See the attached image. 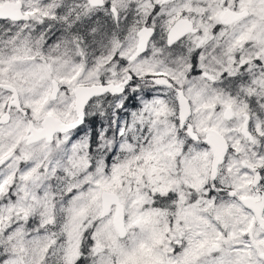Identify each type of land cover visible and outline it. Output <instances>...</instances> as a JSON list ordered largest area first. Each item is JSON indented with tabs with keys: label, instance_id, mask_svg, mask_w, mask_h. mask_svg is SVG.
<instances>
[{
	"label": "snow or ice",
	"instance_id": "6c2138e0",
	"mask_svg": "<svg viewBox=\"0 0 264 264\" xmlns=\"http://www.w3.org/2000/svg\"><path fill=\"white\" fill-rule=\"evenodd\" d=\"M0 264H264V0H0Z\"/></svg>",
	"mask_w": 264,
	"mask_h": 264
}]
</instances>
